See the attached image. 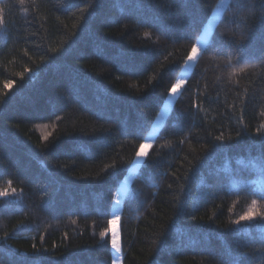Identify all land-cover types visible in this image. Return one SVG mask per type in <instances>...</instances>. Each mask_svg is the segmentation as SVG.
Returning <instances> with one entry per match:
<instances>
[{
	"label": "trees",
	"instance_id": "obj_1",
	"mask_svg": "<svg viewBox=\"0 0 264 264\" xmlns=\"http://www.w3.org/2000/svg\"><path fill=\"white\" fill-rule=\"evenodd\" d=\"M222 1L0 0V264H112L131 173L121 264H264V0Z\"/></svg>",
	"mask_w": 264,
	"mask_h": 264
},
{
	"label": "snow or ice",
	"instance_id": "obj_2",
	"mask_svg": "<svg viewBox=\"0 0 264 264\" xmlns=\"http://www.w3.org/2000/svg\"><path fill=\"white\" fill-rule=\"evenodd\" d=\"M20 2L24 3V0H20ZM232 6L236 8L237 12H239L241 8H245L246 10V7L242 3H240V0H235ZM0 12H2V9H0ZM217 15H219V11L217 12ZM261 19H264V11L261 12ZM0 23H3L2 15H0ZM221 23L224 25H227L229 23V18L225 16L224 20ZM188 39L191 41V37H188ZM242 43L243 42H241V44ZM233 44H236V42L233 41ZM208 46H209L208 45V31H205L202 36H198L196 38L194 43H191L190 51L187 52L186 58L184 59L185 68H191L194 65H196L198 63L199 58L203 54H205ZM236 50L242 51V48L240 46H237ZM229 63H231L230 60H229ZM261 65H264V57L261 58ZM246 67L247 65H245V68ZM245 68H240L239 71L244 72ZM184 83H185L184 79H178L176 83L172 84L171 88L168 90V96L176 97L177 95L182 94L178 90L182 88ZM192 107L199 110V106L196 102L193 103ZM257 131L259 132V130ZM216 139L223 140L224 139L223 134H221L220 136H217ZM181 143H183V141H181ZM147 146L148 145L146 144L140 145V150L136 152L137 162H139V160H141L147 155L144 151V148ZM111 167H115V165H112ZM261 171L264 172V159H262L261 161ZM8 195H9L8 191H0V197H7ZM260 198L264 199V196H261ZM116 203L119 204V199H117ZM256 205H257V200L253 199L252 207H250L249 210L246 211L244 214L239 215L237 219L232 220L231 223L233 225L240 226L242 222H252V221H255L257 218H259L261 221H264V211L259 210L256 207ZM112 222L114 223L115 221H112ZM106 231L100 233L101 237H104L106 235ZM235 231L240 232L241 229L237 228L235 229ZM110 242H111V249L117 253V258L112 261V264H118V261H120L121 259L122 245H121V240L119 238V234L116 233L115 231L112 232ZM260 244H261V247L259 249H254V251H259L260 253L264 254V239L260 241ZM236 264H240V262L236 261ZM248 264H252V261L249 260Z\"/></svg>",
	"mask_w": 264,
	"mask_h": 264
},
{
	"label": "rangeland",
	"instance_id": "obj_3",
	"mask_svg": "<svg viewBox=\"0 0 264 264\" xmlns=\"http://www.w3.org/2000/svg\"><path fill=\"white\" fill-rule=\"evenodd\" d=\"M226 5H227V0H223L222 3H221V8L219 9V11H221L222 7H224V6H226ZM219 13H220V12H219ZM216 18H217V13L214 15V17H213V19H212V22H215ZM211 27H212V23H209L208 26H207V28H206V31H208V35H209V31H210ZM190 69H191V68H185L184 71H183V75H182V77H181L180 79H184V81H186V77H187V75L189 74ZM182 87H183V86H182ZM180 90H181V89H180ZM180 90H178V91L180 92ZM177 96H178V95H177ZM177 96H176V97H177ZM176 97H170V98L168 99V102L166 103V106H165V108H164V112H163V114H166V113L169 111V109L171 108V106H172L174 100L176 99ZM163 118H164V117H163V115H162V116L160 117V119L158 120V125L161 124V122L163 121ZM153 134H154L153 136H155V134H156L155 131H154ZM153 136H152V137H153ZM146 145H148V146L144 148L145 153L148 151L149 146L151 145V141L148 142ZM143 160H144V158H142L141 160H139V162H137V159H136V161H135V166H136V167L139 166V165L142 163ZM133 177H134V175L131 173V174H130V175L124 180V182H123V184H122V186H121V189H120V191H119L118 197H117V199H119V204L116 203V205H115V212H114V219H113V221H115V222H114V231H115L116 233H118L119 212H120V206H121V203H122V200H123V194L127 192V190H128V188H129V185H130L131 180H132ZM116 201H117V200H116ZM116 254H117V253H116ZM118 264H121V259H120V261H118Z\"/></svg>",
	"mask_w": 264,
	"mask_h": 264
}]
</instances>
